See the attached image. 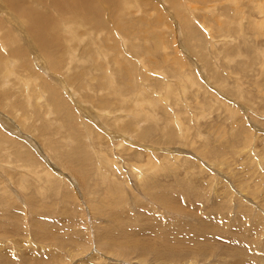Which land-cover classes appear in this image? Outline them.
Wrapping results in <instances>:
<instances>
[{
    "label": "rangeland",
    "instance_id": "obj_1",
    "mask_svg": "<svg viewBox=\"0 0 264 264\" xmlns=\"http://www.w3.org/2000/svg\"><path fill=\"white\" fill-rule=\"evenodd\" d=\"M221 1L211 8L197 4L193 14L198 36L182 35L175 12L166 13L172 28L158 31L166 32L161 39L168 44L167 60L162 57L165 51L158 31L149 41L129 40L122 51L115 41H108L114 47L112 52L106 50L114 83L104 70L85 69L92 65L85 53L69 74L50 73L48 66V71L39 66L49 77L62 75L69 89L77 91V95L71 91L72 98L62 88L69 101L57 110L50 107L51 121L45 118L47 107L34 102L32 108L12 107L19 117L29 116L26 123L23 116L14 118L11 107L0 104L4 122L0 121V129L5 133L4 143L0 136V251L9 248L11 259L28 252L32 261L43 257L49 264H163L166 260L154 261L152 254L165 258L175 254L170 264H230L232 257L226 254L233 245L216 240L218 232H212L222 222L228 233L253 247L245 254L246 261L259 263L258 256L264 254V5L262 0ZM146 28L142 33H149ZM175 44L188 64L183 72L175 65L179 61ZM115 56L121 66L114 63ZM32 61L31 73L36 75L40 70L36 58ZM168 82L174 89L167 91ZM18 86H14L17 94ZM114 89L119 91L118 99L113 97ZM142 92L146 98L140 99ZM157 99L161 100L154 107ZM134 100L144 106L131 114ZM79 102L89 114H83ZM101 157L115 160L114 165L100 166ZM145 176L150 179L140 181ZM178 205L186 211H174ZM180 222V240L187 247L200 235L205 237L196 230L209 225L210 241L216 247L207 259L189 248L178 253L147 246L154 239L148 228L160 225L167 230L159 238L163 240ZM186 223L194 232L187 230ZM235 223L250 229L247 235L232 230ZM7 226H12L10 232L3 235ZM123 230H129V236L122 237ZM228 233L218 236L230 239ZM0 260L13 264L5 254Z\"/></svg>",
    "mask_w": 264,
    "mask_h": 264
},
{
    "label": "bare ground",
    "instance_id": "obj_2",
    "mask_svg": "<svg viewBox=\"0 0 264 264\" xmlns=\"http://www.w3.org/2000/svg\"><path fill=\"white\" fill-rule=\"evenodd\" d=\"M210 1H212V0H210ZM213 1L215 2V3H213V5H211L212 3L211 4L209 3L210 5H208L206 3V2H208L207 0H145V1H143V0H0V104L6 105L7 107L9 106L11 108L16 107V108H20V109L21 108L25 109L26 107L32 108L31 103L34 102V104H33L34 106H38V107H44L45 106V107H47V109L44 111L45 118H47L48 120L51 121L52 115L47 113V111H49L50 107H51V109H56V108H58V106H62V105L66 106V104H67L68 98L63 94L62 88H64L66 91H68L69 94L71 93L70 95L72 96V98H74L72 92H74L77 95V91L75 88H74L75 91L72 88L69 89V86H67V84H65L66 82L64 83L62 75L52 74V76L49 77L47 75L48 73L42 74L41 70L39 69V66L44 67L46 69H47L46 66H48V68L50 69L49 70L50 73L52 70L55 73L69 74L70 69L74 66L76 61L77 60L78 61L83 60V59H81V57L85 53L87 55V57H86L87 61L90 60L89 62L92 64L91 66L86 67L85 69L88 71H91V72H92L93 68L96 70H104V73H106V76L110 75L109 78H111V79H109V80L114 83V78H115L114 73L115 72H113L109 69V66H108L109 62L107 61L109 59V57H108L109 54L106 51V50L111 51V49L113 50L114 47L109 45L108 41H110V40L115 41L116 44L120 46V49L122 48L123 45H126L129 40L135 39L137 37L143 38V39L149 41L150 39H152L154 37L151 34L155 33V31H158L159 28L161 29V27L163 28V26L168 27V29L172 28L170 21L167 20V17L169 15L168 12L169 13L175 12V15H176L175 17L178 20L177 31H178V28H180L182 35H185L187 33L190 37L196 36V35L198 36L200 34L198 33V28L194 24V20H195L194 18L196 15L194 16L193 11L196 9V7H198L197 6L198 3L202 4L203 6L208 5L209 8H211L212 6L213 7L217 6L219 4L218 0H213ZM225 1L226 0H224L223 2H225ZM227 1H230V0H227ZM234 1H235V3L241 2V0H232V2H234ZM147 2L148 3L150 2V5ZM223 2L221 1V3H223ZM262 3L264 5L263 0H262ZM263 5H261L262 8H263ZM261 6H260V8H261ZM196 12H198V11H196ZM263 12H264V10H263ZM211 14H212V12H211ZM204 15H205V13H204ZM172 20H173V18H171V21ZM189 22L191 24H193L194 27L190 26ZM200 22H201V20H200ZM262 22H259V24L261 25ZM197 23H198V21H197ZM201 25H204V24L201 23ZM262 25L264 26V24H262ZM142 27H147L146 30L149 29V33L148 34L142 33L144 31V30H142ZM187 27L190 29L188 30ZM212 27H214V26H212ZM258 27H260V26H258ZM81 28H84V29H82L84 35H82L80 37L78 31H80ZM162 31H160V32L158 31L160 39H161V37L163 39L166 38V32L163 31L164 35L162 36L161 35ZM171 31H173V30L171 29ZM188 35H187V37H188ZM81 38H83V39H81ZM154 39L156 40V38H154ZM84 42H86V44H84V46H82L81 44H83ZM157 44L159 45V42ZM161 45L162 46H160V45L159 46L162 48V50L165 51L163 53L162 57H164L167 60L169 58V56H171L170 52L168 51L169 50L168 44L163 43V40H162ZM213 45H215V44H212V46ZM176 46H177L176 44H175V46L173 45V47L175 48V54H176V55L175 54L174 55L177 58H179V61L177 59L176 60L177 62L176 61H174V62H176L175 63L176 66L181 67L178 69H180L183 72V69H185V67L188 66V64L185 61V59H183V56L180 54V52L177 50L178 46L177 47ZM160 47H158V48H160ZM81 50L83 51L82 53H81ZM119 51H122V49ZM121 57H123V56H121ZM34 58H36V65H37L38 69L40 70V71H38V70L36 71V75L31 73V71H33L35 68L33 61H32ZM88 58H89V60H88ZM118 58L115 56L113 58V61L116 64V66L117 65L121 66V62L118 60ZM109 61H110V59H109ZM143 67H145V66H143ZM105 69H107V70L105 71ZM144 69H142V70H144ZM162 70H160V71L162 72ZM180 70H177V71H180ZM188 70L189 69H187V71ZM46 71H48V69ZM88 71H87V73L89 75L90 72H88ZM20 72H24L25 74L20 73ZM82 72L85 73V70H82ZM145 72H146V69H145ZM151 73H153L155 75V72H152V70H151ZM147 74H149V73H147ZM80 75H83V74H80ZM45 76H47L48 78H46ZM63 76H65V74ZM106 76H105V78H107ZM162 76L164 77L163 73H162ZM146 78L148 79V77H146ZM66 81L68 82V80H66ZM167 84H168V86H165L167 91L174 89V86H173L174 84H172V82H170V83L168 82ZM14 86H18L19 88H21V91L17 90L18 94L20 96V99L15 98V96H17L18 94L16 93V90H14ZM106 86L110 87L111 84H109V85L106 84ZM112 92H113V97L115 99H118L120 96L119 91H118V94H117V91L115 89ZM144 93H146V92H142L140 94V99H141V96H144ZM19 96H17V97L19 98ZM22 96L25 97V100H23V101H22ZM80 97H81V95H80ZM136 100H134V102H133L134 105L130 111L131 114L134 111L135 107L142 108L144 106V103L141 105H138L137 102H139V101H137L135 103ZM159 100H161V99H157L156 103L154 101V103H155L154 107L157 104H159V102H158ZM68 101H69V99H68ZM146 101H145V104H148V103H146ZM78 106H79V108H81L83 110V114L85 113V111L88 112V114H89V110L87 108L85 110V108L82 106V104L80 102H79ZM16 108L15 109L12 108V111H13L12 113H13V116H15L14 118L18 119V117H19L17 115L18 109L16 110ZM163 109H164V107H163ZM164 111H166V110H164ZM54 113H57V112H54ZM23 114L21 115L24 118V120L22 119V121H24V123H26V120L29 118V116L26 115V113H25L26 116ZM60 114H61V112H60ZM109 114L110 113H108V115ZM165 114H167V112H165ZM35 115H37V114H35ZM20 117H19V119H20ZM1 118L2 117L0 116L1 123H4ZM173 118H176V117H173ZM17 119H15V120H17ZM33 120H35V119L33 118ZM83 122L85 123L84 120H83ZM175 122H176V120H175ZM178 122H179V120H178ZM14 125L15 124L13 123V126ZM178 125L180 126L182 124L178 123ZM103 126H106L105 123ZM15 129L16 128H14V130ZM4 135H5V133L0 129V136L2 137L1 142L5 141ZM120 136L122 137V135H120ZM25 138H27V137H25ZM88 139H89V137H88ZM118 140H119V138H118ZM2 143H4V142H2ZM119 143L123 146L124 141L120 140ZM149 159L151 160V158H149ZM114 162H115V160H113L111 158L101 157L100 166H102L101 164H105L107 166H110ZM112 165H114V164H112ZM115 165H116V163H115ZM132 167L134 168V166H132ZM135 170H136V168H135ZM19 171H20V169H19ZM0 172H2V171H0ZM136 174L138 175V172H136ZM146 179H150V178H147V176L140 177V181L141 180L145 181ZM148 182H152V181L149 180ZM158 198L162 199L163 197H161V195H160ZM180 206H182V205H178V208H177L178 210H174V211L179 212V213L180 212L184 213L186 210ZM187 219L189 220V218H187ZM217 219H220V218H217ZM215 222H217V221H215ZM182 224H183V222L175 223L174 224L175 230L174 229L169 230L168 234H167V239H163V240L159 239V238L161 237L162 232H165L167 230H165L159 224H158L159 226L154 225L151 228H148L150 230V234L154 237V239L150 240L148 242L147 246H152L155 249L157 248V246H162V247H165L167 250L175 251L178 253L183 249L189 248L191 253L192 252L194 253V251H195L197 254L204 256L207 259V256L211 255L214 251V248L216 247V245L212 244L210 241V234L209 233H211V229H210L209 225L206 224V226H207L206 229H197L196 233L197 234H203V235H205V237H202V235H200V238L202 237L201 239L199 238L198 240H196L193 243L190 242V243H192L191 244L192 246L187 247L180 240V237H181L180 228L182 227ZM237 225L238 224L235 223L234 228H236ZM0 227H1V224H0ZM10 227H12V226H7L4 228V232H3L4 234L3 235H6V233L10 232V230H9ZM14 227L11 228V230H14L15 229ZM186 227L190 233L194 232V229L190 228L187 223H186ZM216 227L217 228L212 227V232H218L215 236L216 240H227V242L230 243L229 247H231L233 245L232 249H229L227 254H226L228 257H232V260L229 263L230 264H249V263H252V262H249V260H248V262L246 261L247 258L245 259V254H248L250 252L249 249H251V248L253 249V247L250 248L249 244H248V247L245 246V244L243 243V241L240 238L228 233V227L226 224H223L222 222H220L216 225ZM182 229H184V228H182ZM232 230L236 231L237 233H239L241 235H244L250 229H248L247 227H246V229L243 228L242 224H241L236 229L232 228ZM2 231L3 230H0L1 233H2ZM136 232L140 233L141 229H137ZM219 232L222 234L223 233L225 234L227 232L231 236V238L228 239V238H226V236H223V238H222V237L218 236ZM129 234H130L129 230H123L121 233V236L127 237V236H129ZM172 234H174V235L171 236ZM182 236H183V234H182ZM206 236H208V238ZM35 246H37V245H35ZM3 247H4V245L2 246V248ZM216 249L218 250V252H220L219 249L222 250L221 248H216ZM35 250H36V248H35ZM38 250H39V248H38ZM10 253H11V251L9 248H7V251L5 249H3V250L1 249L0 257L3 254H5L7 259L10 262L12 261L13 264H49V261L47 260V258H43V257H41L38 262L36 260L32 261V259H29V257H28L29 256L28 252H26V253L24 252V255L22 257L11 254V255H13L12 259H11V256H9ZM261 253H263V252H261ZM152 255L155 257L153 259L154 261H157V259H166L162 262L163 264H170V263H168L169 259L176 260L175 259L176 257H174L175 254H168L167 256H170V258H165V257H162V256L157 255V254L156 255L152 254ZM40 256H41V254H40ZM42 256H44V255H42ZM31 257L32 256H30V258ZM258 258H259V263H257L258 262L257 261L256 264H264V254L259 255ZM50 262H52V261H50ZM52 263H54V262H52ZM0 264H4V263L0 260ZM183 264H185V263H183Z\"/></svg>",
    "mask_w": 264,
    "mask_h": 264
}]
</instances>
